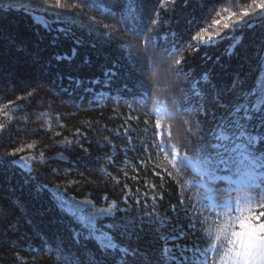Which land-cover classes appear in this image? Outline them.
Segmentation results:
<instances>
[{
    "label": "trees",
    "instance_id": "obj_1",
    "mask_svg": "<svg viewBox=\"0 0 264 264\" xmlns=\"http://www.w3.org/2000/svg\"><path fill=\"white\" fill-rule=\"evenodd\" d=\"M62 2L77 7L73 12H60L40 5L39 0H33L32 11L27 14L17 11L6 13L2 22L4 39L0 40V66H2L0 71L3 72V76L0 77V123L5 124L6 128L0 132V152L12 151L15 147L36 141L37 148L26 149L21 155L43 150L50 159L44 165L37 163L33 167L29 174L32 178L31 183L25 182L19 170L11 172L6 169L0 173V205L3 206L0 207V264H20L16 259L17 256L21 257L25 264H66L65 249L84 245L89 248L94 246V237L90 241L85 240L91 231L83 227L77 218L72 217L66 210L61 211L55 206L56 202L51 198L49 189H56L57 186L75 200H92L96 207L101 208L107 207L108 203L116 199L123 208L121 189L124 184H128L134 194L137 188L141 190L140 195L145 191L149 192V196L142 199L139 205H136L134 200H129L130 209H135V214L139 215V210L145 203L148 204L149 210L152 205L151 193L154 190L145 187V180L159 184L160 176L155 173L160 172L166 184L163 189V199L157 197L159 214L174 217L175 213L171 211L170 205L177 204L181 199L177 184L154 166L156 156L153 153H144L142 143L139 144L144 130L150 134L154 131L153 119L149 120L145 115L146 112L129 110L132 103H142L146 108H151L150 104L145 103L147 93L144 89L147 85L142 71L144 61L129 49V44H135L136 41L122 25L117 24L116 20L107 14L82 5L80 0H62ZM250 3L251 0H236L235 4L232 0H224L219 7H226L230 12H238L245 10L246 5ZM103 6L111 8L115 13L121 11L118 0H103ZM147 6L151 9L157 5L155 0H147ZM191 8V5L185 7L182 0H177L176 11L164 20V23L153 32V36L157 33L161 34L162 45H165L163 35L165 33L168 42L174 39L177 44L189 41L194 35V32L186 31L187 21L193 15ZM202 14V8H197L194 13L197 17ZM35 16L49 22L58 21L52 25L53 29L56 27L70 29L68 37L61 35L55 48L51 47L49 42L55 32L46 31L43 25L34 20ZM92 17H95L97 25L91 23ZM105 23L113 26L116 29L115 33L111 28L104 30L102 26ZM9 36L15 39V44L12 46L8 42ZM234 36L241 37L240 43L235 48L229 47V40H224L215 47H201L198 52H191L186 46L181 48L187 58L183 65L184 71L192 72V79L186 82V86L190 87L192 81L200 79L207 70H212L209 82L229 89L224 99L216 100L217 109H213L210 104L207 106L208 123L205 127L213 129L217 136L218 133L224 132L217 125L222 122L225 112L230 107L225 100L231 101L232 112L243 102L231 91L235 88V74L238 73L243 81V92L247 97L249 94L258 93V81L262 71V68L257 67V61L258 51L264 43V29L243 28L234 33ZM77 37L84 41L82 46L75 44ZM73 47L78 48L79 55L70 64L64 61L59 64L53 62L50 67L41 66L53 53L70 54ZM17 48L25 51H17ZM29 53H38L41 56V64H33ZM85 57L88 59L87 64L83 63ZM217 60L225 67L221 68L220 64L216 63ZM106 68L116 71V75L108 83H105ZM57 74L62 75L63 79H56ZM69 77L72 81L80 80L82 82L80 88L77 89L74 82L70 83ZM95 80H99L100 83H92ZM25 81L32 85L43 81L38 89V97L42 99L34 102L27 112L17 116L13 111L16 104L27 103V101H18L17 97H23L25 91L32 90L31 87L25 88ZM181 81L184 83L183 77ZM208 87L209 83L200 79L199 88L205 97ZM64 89L68 90L64 91ZM85 89L91 90L85 91ZM100 93H104L102 105L96 99ZM193 99L195 100V97ZM9 101H16V104L5 108ZM5 112L12 117L13 123L10 127ZM213 112H215L214 116ZM128 114L132 116L131 119L128 118ZM180 116L184 119L188 118L183 112ZM192 119L205 120L204 108H201L199 116L193 113ZM146 120H148L147 124ZM172 123L175 136L179 138L186 135L188 126L184 125L182 120ZM126 124L133 128L131 135L135 137L132 146L123 136ZM77 128L83 133L80 139L84 148L88 149V153H84L75 145L71 150H65L58 144L64 136L72 139L71 134ZM116 131L121 133L119 138H115ZM57 132L61 135L56 136ZM105 136L109 137L117 147L118 154L115 155L112 165H105L104 159H100L97 163L98 156L106 158L108 154H113L111 147H103ZM126 143L127 151H125ZM142 154L145 159L152 155V159H146V163L141 164ZM58 156H63L65 159L61 160ZM7 159L13 158L7 157ZM99 168H106L111 176L117 177L120 180L119 187L109 183L108 177L98 171ZM125 171L128 172L127 177L123 175ZM133 175L138 179L132 180ZM70 181L76 183L69 186ZM36 182L48 186L40 198H35L32 194V184ZM106 193L107 202L102 200V196ZM16 201L20 202L19 207L13 206ZM112 222L107 217L100 219L96 221L95 229L99 232H110L104 225ZM185 223L180 219H172L167 225L156 223L151 229L145 225V234L139 241L133 236L131 247L119 233L111 232V234L116 243L129 247V252L132 248L138 247L141 253L147 252L153 259L158 256L164 261V249L170 247L178 259L185 254L182 250L185 245L191 248V245L196 243L195 237L181 227ZM38 230L40 235H37ZM77 232L80 233L79 241L76 237ZM23 233L28 234L27 239H18ZM61 241L63 247H57ZM172 242L176 245L174 249ZM127 259L131 260L133 257L128 256Z\"/></svg>",
    "mask_w": 264,
    "mask_h": 264
},
{
    "label": "snow or ice",
    "instance_id": "obj_2",
    "mask_svg": "<svg viewBox=\"0 0 264 264\" xmlns=\"http://www.w3.org/2000/svg\"><path fill=\"white\" fill-rule=\"evenodd\" d=\"M232 2L235 4L236 0ZM39 3L48 9L60 12H73L77 7L62 0H39ZM80 3L115 19L116 23L122 25L136 41L135 44H129V49L144 61L142 71L147 85L144 89L147 93L145 103L151 105V111L145 115L149 120L153 118L155 120V130L149 139L142 142L141 147L144 153H153L158 160L166 161L167 166L163 171L166 172L167 177L175 181L182 191L191 185L197 198L194 201L191 195L182 198L177 204L170 205L171 211L175 213L174 217L161 216L157 209V197L159 196L160 200L163 199L166 181L160 172L155 173L160 176L159 184L145 180V187L154 190L151 193L152 205L149 210L148 204L145 203L139 210V215L135 214V209H130L129 200L132 199L136 205H139L142 199L149 196V192L145 191L140 195L141 190L137 188L134 194L128 184H124L121 189L123 208L119 206L116 199L108 203L107 207L101 208H97L92 200L81 203L74 197H69L57 186L56 189L51 190V198L61 211L68 210L71 216L78 220L87 219L93 228L96 221L100 219L107 217L113 221L104 225L110 232L95 234L93 247L84 245L65 249L66 264H164L158 256L153 259L147 252L141 253L138 247L132 248L129 252V247H131L133 236L137 241L141 240L146 232L145 225L151 229L156 223L163 226L169 224L172 219L185 221L186 223L181 227L196 239V243L192 244L191 248L188 245L183 247L185 254L178 257L180 264H264V89L246 97L243 92V81L236 73L235 88L231 91L243 102L232 112L231 101L225 100L230 107L225 112L222 122L217 125L224 132L217 136L213 129L205 127L208 123L207 106L210 104L213 109H217L216 100L224 99L229 89L209 82L212 70H207L200 78L209 83L206 97L200 91V79L192 81L190 87L186 86V82L192 79V72L184 71L183 65L187 58L181 51V48L186 46L191 52H198L201 47H215L224 40H229V47L235 48L240 43L241 37L234 36V33L243 28L264 29V0H251L245 10L238 12H230L226 7H219L224 0H182L185 7L192 6L193 15L187 21L186 31L194 32V35L189 41L177 44L175 39L168 42L167 33H165L163 35L166 46L160 43L161 34L157 33L153 36V32L171 13L176 11L177 0H155L157 6L151 9L147 6V0H118L121 7L119 13L103 6V0H80ZM197 8L203 9V14L199 17L194 15ZM32 10L33 0H0V40L4 39L2 22L6 13L17 11L27 14ZM55 14L54 12L53 15ZM90 20L92 24H98L95 17ZM40 23L46 31L55 32L49 42L53 48L61 35L68 37L70 33V29L65 27L53 29L52 25L58 21L41 20ZM202 24L205 26H201ZM102 27L104 30L111 28L113 33L116 31L107 23ZM197 28L199 30H196ZM8 42L12 46L15 44V39L9 36ZM74 42L81 46L84 44V41L78 37ZM17 51H25V49L17 48ZM29 55L33 64H41V56L38 53H29ZM78 55V48L73 47L70 54L53 53L41 66L50 67L53 62L59 64L64 61L70 64ZM83 63H88L87 57L84 58ZM216 63L220 64V61L217 60ZM220 67L224 68L225 65L220 64ZM257 67L264 68V43L258 51ZM115 75L114 69L106 68L105 83H108ZM2 76L3 72L0 71V77ZM56 79L62 80L63 76L57 74ZM69 80L70 83H75L77 89L80 88L82 83L80 80L72 81L71 77ZM41 83L43 81L32 85L25 81V88L31 87L32 90L25 91V95L18 96L17 100L27 101V103L16 104V101H9L5 108L16 104L13 110L15 115L27 112L34 102L42 99L38 97ZM92 83L99 84L100 81L95 80ZM67 90L64 89V91ZM90 90L85 89V91ZM202 107L205 120L193 121V113L199 116ZM181 112L188 118L181 117ZM214 115L215 112H213ZM5 116L9 120L10 127L13 123L12 117L7 112ZM177 120H182L183 124L188 126L186 135L179 138L173 134L172 122ZM145 123L147 124L148 120ZM5 128L6 125L0 123V132ZM123 131L125 140L130 141L131 137L128 134L131 128H124ZM55 135L60 136L61 133L57 132ZM71 135L72 139L64 136L58 144L65 150H71L75 145L84 153H88V149L84 148L80 139L83 135L80 129L77 128ZM120 135L121 133L116 131L115 138H119ZM103 147H111L113 154H108L106 158L98 156L97 163L100 159H104L105 165H112L115 155L118 154L117 147L107 136L103 138ZM35 148L37 143L32 141L15 147L12 151L0 152V173L6 169L11 172L19 170L25 182L31 183L32 178L29 174L33 167L37 163L44 165L50 159L43 150L21 155L26 149ZM125 151H127V143ZM7 157L13 159H7ZM60 159L64 160L65 157L60 156ZM146 159L151 160L152 155ZM146 159L142 154L141 164H145ZM155 167L160 168L161 164L158 162ZM209 169L210 172L207 171ZM98 171L108 177L109 183L119 187L120 180L111 176L106 168H99ZM123 175L127 177L128 172L125 171ZM207 176H210L211 182L206 180ZM131 179L137 180L138 177L133 175ZM74 183L76 181H70L69 186ZM46 187L48 186L39 182L33 183L32 194L35 198H40ZM102 200L108 201L107 193L102 196ZM19 205L20 202L16 201L13 206L19 207ZM0 207L3 206L0 205ZM89 208H92L93 212H88ZM36 227L39 229L38 225ZM16 230L19 231V229ZM111 232L119 233L128 242L129 247L116 243ZM27 235L23 233L18 239L26 240ZM37 235H40L39 230ZM76 237L79 241V232L76 233ZM92 239L91 233L85 237L88 241ZM57 247H63V242L57 244ZM175 247V243L172 242V248ZM169 251L171 252L172 249ZM128 256H132L133 259H127ZM16 259L20 261V264H25L21 257L17 256ZM168 264H176V261L170 260Z\"/></svg>",
    "mask_w": 264,
    "mask_h": 264
},
{
    "label": "rangeland",
    "instance_id": "obj_3",
    "mask_svg": "<svg viewBox=\"0 0 264 264\" xmlns=\"http://www.w3.org/2000/svg\"><path fill=\"white\" fill-rule=\"evenodd\" d=\"M34 20L37 22V23H39V24H41L40 23V21L42 20L40 17H34ZM42 25V24H41ZM262 89H264V68H262V71H261V74H260V79H259V81H258V93L259 92H261V90ZM96 97H98V98H101V94H98ZM258 107V106H257ZM117 109V108H116ZM129 110H130V112H134V111H136V112H150L151 110H147V108L146 107H144L143 105H141L140 103L139 104H130V106H129ZM128 118L129 119H131L132 118V116L130 115V114H128ZM154 119V118H153ZM154 122H155V120H154ZM131 128V132L128 134L130 137H131V140L130 141H128L130 144L129 145H131L132 146V144H133V142H134V137L135 136H133V135H131V133L133 132V128L131 127V125H129V124H126L125 125V127L124 128ZM152 128H153V130H155V123H153V126H152ZM124 130V129H123ZM152 134V133H151ZM151 134L147 131V130H144V133H143V136L141 137V139H140V143L139 144H141L144 140H146V139H149L150 138V136H151ZM222 133H218V136L219 135H221ZM123 136H125V134H124V131H123ZM59 158H60V156H58ZM156 160L154 161V166L156 165V163H160L161 164V167L160 168H158L159 170H161L163 173H166V172H164L163 171V169H164V167H166L167 166V163H166V161H163V160H158L157 159V157L155 158ZM126 163V162H125ZM207 171H211L210 169L209 170H207ZM206 180H208L209 182H211V178H210V176H207L206 177ZM175 182V181H174ZM177 187H178V193H179V196H180V198L182 199V198H186L187 196H189V195H191L192 197H193V201L197 198V196H196V192H195V190L194 189H192V186L191 185H188V189H186V190H181L180 189V186L179 185H177ZM51 190H54L53 188L52 189H49V191L51 192ZM76 201H79V202H81V203H83V202H85V201H87V200H76ZM97 208H99V207H97ZM67 212H69L68 210H66ZM88 212H93V209L92 208H89L88 209ZM70 213V212H69ZM78 220V219H77ZM79 222H80V224L83 226V227H85L86 229H88L89 231H91V233H92V235H93V237H95V234H97V233H100L99 231H97L95 228H93V226L87 221V219H85V220H78ZM171 248L170 247H166L165 249H164V264H168V262L170 261V260H175L176 261V264H180V261H179V259H177L176 258V256L173 254V251H169Z\"/></svg>",
    "mask_w": 264,
    "mask_h": 264
},
{
    "label": "bare ground",
    "instance_id": "obj_4",
    "mask_svg": "<svg viewBox=\"0 0 264 264\" xmlns=\"http://www.w3.org/2000/svg\"><path fill=\"white\" fill-rule=\"evenodd\" d=\"M101 94V98H98V97H96V99L100 102V105H102V100L104 99V98H102V95L104 94V93H100ZM133 104H135V103H133ZM139 104V103H138ZM141 105H143L142 103H140ZM144 106V105H143ZM176 183V182H175ZM69 213V212H68Z\"/></svg>",
    "mask_w": 264,
    "mask_h": 264
}]
</instances>
